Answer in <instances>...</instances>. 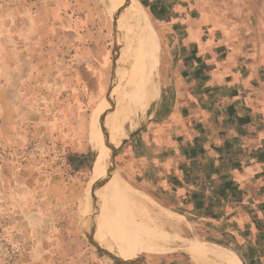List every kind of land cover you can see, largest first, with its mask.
I'll list each match as a JSON object with an SVG mask.
<instances>
[{"label":"rangeland","instance_id":"rangeland-1","mask_svg":"<svg viewBox=\"0 0 264 264\" xmlns=\"http://www.w3.org/2000/svg\"><path fill=\"white\" fill-rule=\"evenodd\" d=\"M138 1L160 38L159 78L145 94L144 118L139 115L114 137L108 154L126 183L176 218L153 223L156 211L141 197L143 203L134 199L124 211L168 234H135L115 219L111 201L103 198L106 183L97 180L89 141L100 103L111 105L113 97L122 105V97L112 91L115 74H125L117 65L128 49L132 13L109 0H0V264H218L191 242H217L198 219L167 208L118 167L122 147L150 121L141 127L153 97L161 94L162 58L174 44L159 20L167 16L165 0H158L156 9L149 0ZM247 2L252 15L248 40L259 45L264 42V0ZM139 236L155 238V243L139 241ZM132 241L156 252L132 257ZM220 247V261L243 264L229 247Z\"/></svg>","mask_w":264,"mask_h":264},{"label":"crops","instance_id":"crops-1","mask_svg":"<svg viewBox=\"0 0 264 264\" xmlns=\"http://www.w3.org/2000/svg\"><path fill=\"white\" fill-rule=\"evenodd\" d=\"M174 1L159 18L174 43L162 58L161 94L140 125L148 124L128 133L118 167L198 219L243 264H264V42L248 40L247 0ZM132 242V257L156 252Z\"/></svg>","mask_w":264,"mask_h":264},{"label":"bare ground","instance_id":"bare-ground-1","mask_svg":"<svg viewBox=\"0 0 264 264\" xmlns=\"http://www.w3.org/2000/svg\"><path fill=\"white\" fill-rule=\"evenodd\" d=\"M109 2L112 5L116 4L121 9L124 6V10H129L128 13H132V16L128 17L131 22L128 49L122 51V56L119 58L120 62L117 65V68L118 66L119 68L121 67L119 72L123 69L125 74H115L114 81H116L117 85L112 91V96L120 95L122 97V105L117 106L113 97L111 105L102 101L92 120L89 141L95 154V164L98 168L97 180L106 183L103 187V193H105L103 198L109 202L111 201L112 208L116 212V215H114L115 219L119 223H124L135 234L139 235L168 234L164 233L159 226L154 225L151 227L144 222L132 220L130 215L124 211L126 207L123 208V206L126 203L134 199L140 203L142 202L140 201L141 197L144 203L147 202L156 211V217L151 218L153 223L156 224L157 220L176 218L151 198L126 183L122 179L120 172L112 169L113 162L108 154L112 139L128 130L139 115L142 119L144 118L146 112L145 94L150 88L156 86L159 78L160 38L148 16L149 13L147 14L145 8L138 0H109ZM120 2L125 3L123 5ZM123 79L126 80L125 84H122ZM126 84L129 87H125ZM138 209L140 211L143 210L141 206ZM140 239L155 243V238L152 237H142ZM191 242L195 243L203 255L215 259L216 261L214 262L218 264H233L232 258L228 263L220 261L223 259L220 246L203 243L198 240ZM164 243L167 242L165 241Z\"/></svg>","mask_w":264,"mask_h":264}]
</instances>
